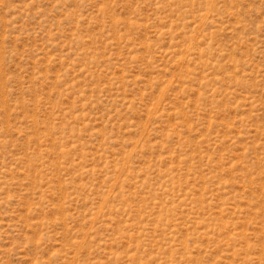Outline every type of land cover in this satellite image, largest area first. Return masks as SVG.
Returning a JSON list of instances; mask_svg holds the SVG:
<instances>
[{
	"label": "rangeland",
	"instance_id": "rangeland-1",
	"mask_svg": "<svg viewBox=\"0 0 264 264\" xmlns=\"http://www.w3.org/2000/svg\"><path fill=\"white\" fill-rule=\"evenodd\" d=\"M0 264H264V0H0Z\"/></svg>",
	"mask_w": 264,
	"mask_h": 264
}]
</instances>
